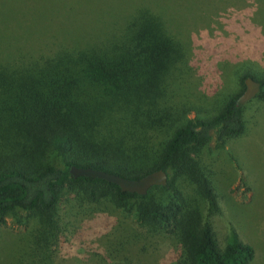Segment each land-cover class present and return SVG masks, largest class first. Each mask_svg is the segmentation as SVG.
I'll return each instance as SVG.
<instances>
[{"label":"trees","instance_id":"16d2710c","mask_svg":"<svg viewBox=\"0 0 264 264\" xmlns=\"http://www.w3.org/2000/svg\"><path fill=\"white\" fill-rule=\"evenodd\" d=\"M126 10L48 53L16 48L15 58L0 59V224L8 215L20 223L32 218L38 241L49 247L61 236L65 203L124 206L133 198L140 227L168 240L169 264H255L254 247L235 226L218 238L213 218L223 195L195 157L214 134L243 133L235 101L253 76L241 78L243 89L216 115L187 118V107L168 101L183 44L160 15L143 6ZM253 78L261 91L264 78ZM71 165L129 179L163 169L168 180L140 195L104 179L74 178ZM181 175L197 199L183 192Z\"/></svg>","mask_w":264,"mask_h":264},{"label":"rangeland","instance_id":"374dc122","mask_svg":"<svg viewBox=\"0 0 264 264\" xmlns=\"http://www.w3.org/2000/svg\"><path fill=\"white\" fill-rule=\"evenodd\" d=\"M142 6L183 44L186 57L168 101L187 107V118L216 115L243 89L245 74L264 78V0H0V59L15 58L16 48L48 53L64 39L106 27L122 17L119 11ZM241 113L242 134H214L195 157L223 195L213 218L218 238L224 241L227 226H235L254 247L255 264H264V86ZM178 182L197 199L185 176ZM135 202L65 203L61 236L49 247L38 241L34 219L20 223L8 215L0 224V264H169L168 240L140 227Z\"/></svg>","mask_w":264,"mask_h":264},{"label":"water","instance_id":"95a60500","mask_svg":"<svg viewBox=\"0 0 264 264\" xmlns=\"http://www.w3.org/2000/svg\"><path fill=\"white\" fill-rule=\"evenodd\" d=\"M243 82L245 89L235 101L237 106H242L255 97L260 91V82L253 77L247 76L244 78ZM69 172L74 178L85 176L104 179L118 185L123 192L137 193L140 195L146 194L154 185H165L168 180V175L163 169L149 172L138 179H129L101 169L93 167H78L76 165H71L69 167Z\"/></svg>","mask_w":264,"mask_h":264}]
</instances>
